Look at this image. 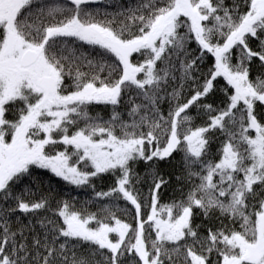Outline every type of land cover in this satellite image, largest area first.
I'll use <instances>...</instances> for the list:
<instances>
[{
  "label": "snow or ice",
  "instance_id": "6c2138e0",
  "mask_svg": "<svg viewBox=\"0 0 264 264\" xmlns=\"http://www.w3.org/2000/svg\"><path fill=\"white\" fill-rule=\"evenodd\" d=\"M98 2L0 0V200L15 202L0 206V264H264V0H147L104 20L89 9ZM75 41L100 51L82 52ZM208 53L214 66L201 82L197 62ZM254 62L261 69L255 77ZM218 77L231 86L224 108L202 101ZM185 83L193 90L186 99ZM125 101L129 120L116 110ZM93 104L113 106L111 118L89 115ZM194 106L205 110L203 126L193 124ZM214 130L224 137L218 159ZM177 152L185 174L176 179L189 189L161 205L169 180L156 165ZM138 162L150 169L146 201L136 190ZM32 166L93 188L91 178L112 173L115 185L95 195L114 206L100 219L63 203L56 213L62 224L41 219L45 233L29 243L25 230L34 228L13 231L7 216L46 210V199L28 202L11 191ZM120 200L133 206L134 224L116 215ZM194 210L231 227L202 235Z\"/></svg>",
  "mask_w": 264,
  "mask_h": 264
},
{
  "label": "trees",
  "instance_id": "16d2710c",
  "mask_svg": "<svg viewBox=\"0 0 264 264\" xmlns=\"http://www.w3.org/2000/svg\"><path fill=\"white\" fill-rule=\"evenodd\" d=\"M43 2L48 3L49 5H64L67 3V0H43ZM141 2L147 3V0H102L98 3L90 4L89 9L99 13V15L96 17L98 20H104L105 18L111 19L113 16H116L117 13L124 12L126 9L135 8ZM225 4L231 5L232 0H225ZM128 23H131V21H128ZM261 39H264V36H262ZM74 43L80 48V51L82 52L92 53L94 55L96 52L100 51L98 47L94 48L91 45L83 44L79 41H75ZM259 46V40L253 38L250 41V47H252L254 50L259 48ZM188 47L193 57L199 54V49L195 42L190 43ZM233 51L235 54H238L239 52L238 49H234ZM134 59L140 58L134 57ZM233 62H236L235 55ZM213 66L214 57H212L210 53L205 54L203 59L197 62L198 71L195 73V75H197L199 81L202 82L204 80ZM251 67L253 77L260 73L261 69L258 62H254ZM82 70L87 72L89 69L84 67ZM176 74L179 75L180 73L177 72ZM103 75L104 74H102V76ZM175 86L176 82H173L172 87ZM226 86L227 89H231V86L227 85L226 80H224L222 77H218L217 81L214 82L213 90L207 97L202 98V101L204 103L212 104L214 108H224L228 102V94L225 90ZM172 87L168 88L169 92L172 91ZM192 91L193 90L189 84L185 83L182 90L183 98H190ZM116 110L122 114L123 119H130L127 115V101H125L124 104L117 106ZM161 110L165 112V114L167 113L169 110V104L167 101L161 103ZM258 110L264 111V106H260L258 104ZM88 112L91 116L99 115L104 121H107L111 118L113 106L93 104L88 107ZM189 114L194 117V126H203L208 119L207 115L205 114V110L198 108L197 106L189 109ZM9 118H11V116ZM71 131L72 129H70V133ZM250 132L254 134V130H250ZM209 135L213 140L211 145L213 157L218 159L217 150L220 147V141L223 140L224 137L215 130L209 133ZM58 149L63 150V146H58ZM71 151L72 150L70 148L69 152ZM73 161H75V157L70 160V163ZM156 167L158 172L169 180V183L164 186L159 193L161 205L168 204L174 200L179 201L180 199L184 198L189 189V183L185 182L184 180L176 179L177 176H183L185 174V169L182 162V154L179 152L174 153L172 158L165 161H159ZM135 171L141 178V182L136 184V190L139 192V198L142 201H146L151 184L150 179H148V173L150 171L149 166L145 162H138L135 165ZM30 173V175H25L20 180L13 183L11 185V191L13 195H22L24 200L28 202L38 201L41 198L46 199L48 201L46 210H39L35 215L16 211L9 213L7 216L9 226L13 231L20 229L24 225H31L34 228V233L25 230L29 238V243H31V239L34 234H39L41 237H43L45 229L42 228L39 223L41 219H44L45 223H47V220H56L58 223L62 224V218H59L56 213L59 210L58 206H62L63 203L69 204L70 210L81 212L82 215L95 213L100 219H103L105 216V213L103 212L105 207L112 208L114 206V202L111 198H99L95 195L96 192L109 191L115 185L116 176L112 173H102L91 178L90 184L94 185V188L88 185H74L60 177H57L49 169H41L37 166H32ZM14 203L15 202L12 200L7 202L0 200V206L4 208L14 206ZM116 203L119 205V207L115 209L116 215L125 222L134 224L133 206L123 200L117 201ZM194 211L196 212L194 223L200 225L199 230L202 235H207V229L209 228L215 231L225 225L231 227L230 221L226 218L221 217L217 219L216 216L205 218L203 213L199 210ZM221 221L223 222V225ZM2 222L3 220L0 219V223ZM92 225H95V221L92 222ZM49 227H51V225H49ZM77 252L88 256V246L78 245ZM96 258L99 259V256Z\"/></svg>",
  "mask_w": 264,
  "mask_h": 264
},
{
  "label": "rangeland",
  "instance_id": "374dc122",
  "mask_svg": "<svg viewBox=\"0 0 264 264\" xmlns=\"http://www.w3.org/2000/svg\"><path fill=\"white\" fill-rule=\"evenodd\" d=\"M99 1H101V0H99ZM72 150V149H71ZM62 178V177H61Z\"/></svg>",
  "mask_w": 264,
  "mask_h": 264
}]
</instances>
